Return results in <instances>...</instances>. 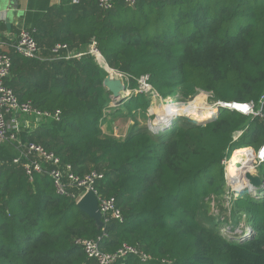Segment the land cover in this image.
<instances>
[{
  "label": "trees",
  "instance_id": "16d2710c",
  "mask_svg": "<svg viewBox=\"0 0 264 264\" xmlns=\"http://www.w3.org/2000/svg\"><path fill=\"white\" fill-rule=\"evenodd\" d=\"M79 3L55 31L35 28L40 59H25L11 48L7 85L19 102L61 112L58 121L23 127L20 142L42 146L79 176L101 174L97 191L117 202L123 222L108 219L98 226L74 199L57 195L46 175L34 174L30 183L12 163L17 150L4 144L0 264H96L75 244L78 239L98 242L104 254L127 244L151 257L143 263L127 256L116 264H264V161L257 196L228 195L224 214L236 223L245 218L249 227L238 239L219 233L226 220L210 215L204 201L225 191L231 157L264 145V104L255 116L219 106L205 124L180 117L158 133L135 125L122 139L104 135L100 126L111 104L103 85L111 69L126 75L128 88L136 91L112 107L113 115L144 116L154 93L165 99L179 89L210 93L215 103L259 106L264 0H139L134 7L115 0L111 10H100L95 0ZM91 43L106 66L90 55L51 59L56 44L84 52ZM143 76L151 91L140 93ZM68 192L79 193L74 187Z\"/></svg>",
  "mask_w": 264,
  "mask_h": 264
},
{
  "label": "built area",
  "instance_id": "2783aa9c",
  "mask_svg": "<svg viewBox=\"0 0 264 264\" xmlns=\"http://www.w3.org/2000/svg\"><path fill=\"white\" fill-rule=\"evenodd\" d=\"M98 8L101 10H111L114 7L115 0H95ZM124 4L129 7H134L139 0H123ZM73 4H78L79 0H72ZM18 37L12 44V49L21 57L27 59H40L38 45L31 33L25 30H20ZM1 44V41H0ZM52 58L54 60H73L80 59L84 55L94 57L95 61L103 67L106 66L104 59L95 47V43H91L84 52L74 51L68 48L65 44H56L51 50ZM11 56L7 52H0V149L4 144H13V147L18 152V155L12 159V163L21 166L31 183L34 174L46 175L50 178L57 195L62 197H71L76 203L82 199L87 192H92L98 201V209L101 220L107 222L108 219L118 220L123 222L121 213L117 208V202L113 198L104 199L97 191V183L102 179V175L92 171L87 175L79 176L72 170L71 165L61 164L59 158L52 152H47L42 146L30 143L28 145L22 144L19 139V134L22 132L24 120L26 117L32 116L39 119H53L58 121L60 118V111L45 112L35 109L30 101L19 102L14 90L8 87L7 82L11 76ZM121 78L127 80L126 75L112 70ZM147 76L141 77L139 81V91H151V87L146 84ZM129 91V90H128ZM155 94V93H154ZM156 95V94H155ZM154 96V95H153ZM264 102V96L259 100V106L253 103L245 104L248 106L247 110L242 112L237 108L238 104H225L224 107L231 111H238L244 116L259 115ZM222 103L217 102L215 107L222 106ZM240 133L236 132L233 139L236 140ZM255 160L258 164L264 161V145L255 152ZM0 160V168L2 167ZM226 179V178H225ZM226 183L227 179H226ZM230 191L233 183L227 185ZM74 187L79 193H69L68 188ZM235 196V195H234ZM229 202V197H228ZM75 244L81 248L86 258L95 261L96 264H116L118 260L126 259L127 256L139 257L141 262L146 263L151 257L141 254L136 248L129 245H123L114 253L104 254L100 251L98 242L94 240L78 239Z\"/></svg>",
  "mask_w": 264,
  "mask_h": 264
},
{
  "label": "rangeland",
  "instance_id": "374dc122",
  "mask_svg": "<svg viewBox=\"0 0 264 264\" xmlns=\"http://www.w3.org/2000/svg\"><path fill=\"white\" fill-rule=\"evenodd\" d=\"M109 73H111L110 70H109ZM118 78L121 80L120 77ZM123 85L129 91H127V95H126V91L125 93L122 92L120 98L122 96H124V99L128 98L131 94H134L136 92L128 88V79L125 80ZM198 96H200V99L202 100V102L197 107L201 108V106H207L208 108H211V107L216 108L215 105H217V103L214 102L212 94L198 90L194 95H186L184 94L183 91H181V89H179L177 90V93L173 97L170 96L165 99L158 98V96L154 94V96L150 100V104H149L150 108L148 109L147 113L144 116H142L138 112H136L134 115H129V114H126L127 112H124L123 116H119V115L111 114L112 107H116L120 104V102L117 99H114L113 96L111 95V104L109 105L108 109H105L104 118L100 126H101V129L104 135L114 137L117 139L124 138L126 132L135 125H138L141 127L147 126L149 127L150 130L161 128L164 125H162V122L160 123L159 121L160 120L159 117L162 115L160 114V111H161V108L165 106L166 101L172 102L175 105H179V104L184 105V104L192 103L195 99L198 98ZM175 119H178V117ZM239 133L240 134L238 135V137L242 134V131H239ZM243 151H248L250 153V158H251V153H252V156H253L252 163L254 164L255 169H256L255 170L256 173L254 174L253 177H255L256 175L258 176L259 164H258V161L254 159L255 151L252 149V152H250L249 150L245 149V150H242L241 152ZM241 152H238L234 157H231V159H229L230 161L228 160L229 165L232 163L230 166L229 165L227 166L228 161L225 163L224 178H226V176L227 178H229V176H232V170H233L232 168L235 166L234 163L237 161L238 155ZM245 188L246 187L244 186V184H242L238 190H236L237 188H234V192H236V194L238 195L239 193L245 191ZM230 189L229 187L225 186L224 187L225 191L223 192L221 196H219L218 199L214 198L213 196H208L204 198L205 199L204 201L208 203L207 210H209L210 215H213L214 217H218V218L221 217L222 221L226 220V223L224 222L220 224L219 233H221L223 236L230 238V239L232 238L238 239L240 237L239 235H241V233L244 230L249 229V227L245 224V221H246L245 218L242 217L243 219L237 222L239 223L237 224L235 221L231 220L230 217H228V214H224L223 212L224 209L230 208V205L228 202V195L229 193H232ZM255 192H252L251 195L257 196Z\"/></svg>",
  "mask_w": 264,
  "mask_h": 264
},
{
  "label": "crops",
  "instance_id": "0c3cea01",
  "mask_svg": "<svg viewBox=\"0 0 264 264\" xmlns=\"http://www.w3.org/2000/svg\"><path fill=\"white\" fill-rule=\"evenodd\" d=\"M79 5L87 7V3ZM76 6L72 0H0V52L10 54L20 30L28 31L33 37L37 26L55 31L63 25L69 10ZM23 120L24 126L31 129L37 128L40 122L32 116Z\"/></svg>",
  "mask_w": 264,
  "mask_h": 264
},
{
  "label": "bare ground",
  "instance_id": "6f19581e",
  "mask_svg": "<svg viewBox=\"0 0 264 264\" xmlns=\"http://www.w3.org/2000/svg\"><path fill=\"white\" fill-rule=\"evenodd\" d=\"M110 72L111 73H109V76L107 77V83H119L120 85H122L121 80L118 78L120 76L114 73L112 69L110 70ZM201 102L202 100L200 99V96H198V98L195 99L192 103L184 105H175L172 102L166 101L165 106L161 108V111L159 110L160 114H162L159 117V121L160 123L162 122V125H166L170 120L182 116L196 123L207 122L214 116L215 108H208L207 106H201V108L197 107L201 104ZM236 104H238L237 108L242 112L246 111L248 108V106H246L245 104ZM252 157V153L250 158V153L248 151L239 153L237 161L234 163L235 166L232 168V176H229V178H227L226 176L227 182L229 183L228 185H231V183H233V187L237 188L236 190H238L242 184L249 182L250 178H253L254 174L256 173V169L254 164L252 163ZM228 163L229 162H227V166L229 165Z\"/></svg>",
  "mask_w": 264,
  "mask_h": 264
},
{
  "label": "water",
  "instance_id": "95a60500",
  "mask_svg": "<svg viewBox=\"0 0 264 264\" xmlns=\"http://www.w3.org/2000/svg\"><path fill=\"white\" fill-rule=\"evenodd\" d=\"M106 83H107V78L104 79L103 85L105 88H107L111 92V95L113 96L114 99H117L119 102L124 100V96H122L121 98L120 96L122 92L125 93V91L127 95L128 89H126L123 84L120 85L119 83H111V84L109 83L106 84ZM222 104L223 105L221 107H224L225 104L224 103ZM218 112H219V108L217 107L215 108L214 116L217 115ZM171 122L172 120H170L166 125L162 126L161 128H156V129H153L152 131L154 133H158L161 130L169 127L171 125L170 124ZM198 124H201V122H198ZM202 124H205V122ZM262 184L263 183H262L261 178L256 175L255 177L250 178L249 182L244 184V186L246 187L245 191L251 194L252 192L257 191V188L260 187V185ZM232 190H234L233 187H232ZM77 207L80 211H82L87 216L95 220L98 226L102 227L103 223H102L101 216H100L99 209H98V201L96 200V197L92 192H87V194L78 201Z\"/></svg>",
  "mask_w": 264,
  "mask_h": 264
}]
</instances>
